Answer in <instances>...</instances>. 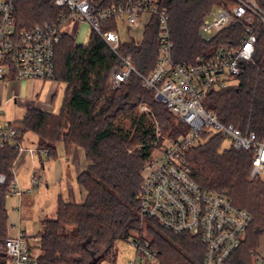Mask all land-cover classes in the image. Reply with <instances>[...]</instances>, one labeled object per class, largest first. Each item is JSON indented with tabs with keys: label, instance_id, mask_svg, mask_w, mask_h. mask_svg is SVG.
<instances>
[{
	"label": "trees",
	"instance_id": "1",
	"mask_svg": "<svg viewBox=\"0 0 264 264\" xmlns=\"http://www.w3.org/2000/svg\"><path fill=\"white\" fill-rule=\"evenodd\" d=\"M123 0H91L97 9L120 4ZM261 5L260 0H257ZM227 0H159V7L168 12V28L174 64L192 63L198 56H208L213 47L235 42L242 37L239 26L222 32L210 44L198 37L203 18ZM65 11L56 8L52 0H16L13 20L16 31L30 29L42 23H57L63 27ZM115 29L114 22L103 23L102 31ZM158 19L153 16L144 27L140 42L127 40L120 54L130 57L141 75H148L155 66L158 52ZM253 64L242 65L236 84L208 94L203 107L214 113L223 125H232L242 133L253 132L264 141V29L256 24ZM12 69V63H9ZM116 57L102 39L90 32L88 42L75 44L64 30L54 54L53 82L64 86V95L57 115L35 109L26 111L17 122V141L46 150L55 158V145L78 146L83 149L86 169L77 177V184L86 192L82 203L56 201L55 217L41 222L35 248L39 264H89L93 260L111 257L114 245L144 231L159 264H203L204 245L200 239L176 236L162 229L153 220L139 217L138 195L141 170L148 160L155 140L150 125L138 107L145 105L157 120L161 140L184 136L188 129L162 104L154 93L141 86L139 78L131 75L116 91L106 88L107 77ZM10 74H14L13 71ZM128 119L134 127L130 133L119 127ZM34 134L35 141L27 135ZM205 133L202 138L205 137ZM226 137L215 133L204 143L200 141L187 154L190 176L203 191L225 194L236 207L252 217L234 264H252L250 253L257 249L264 234V183L251 179V154L222 147ZM140 143L133 153L129 148ZM17 151L12 147L0 149V174L9 179V171ZM40 157V155H39ZM7 187L0 188V242L7 237V213L4 199ZM144 222L142 228L140 225ZM97 262V264H98ZM0 264H6L0 258Z\"/></svg>",
	"mask_w": 264,
	"mask_h": 264
},
{
	"label": "built area",
	"instance_id": "2",
	"mask_svg": "<svg viewBox=\"0 0 264 264\" xmlns=\"http://www.w3.org/2000/svg\"><path fill=\"white\" fill-rule=\"evenodd\" d=\"M15 1L0 0V82L12 71L17 80L52 81L55 49L64 26L77 20L88 24L90 32H95L117 59L107 77L106 88L116 91L135 75L144 89L154 93L156 102L188 129L184 136L173 140H161L159 130L155 131L152 144L156 148L141 170L138 195L141 221L153 220L176 236L200 239L205 249L203 264H234V256L245 239L252 217L246 210L234 206L227 195L201 190L190 176L187 154L203 134L214 131L224 135L233 150L249 152L250 178L264 180V141L253 132L242 133L232 125H223L214 113L203 107L208 94L235 85L242 65L253 64L254 29L256 24L264 29V0H260L261 5L257 0H227L214 7L200 24L199 39L210 44L222 32L236 26L240 27L242 37L219 44L208 56H198L187 64L172 62L168 12L165 7H159V0H123L103 9H97L91 0H52L56 8L68 13L66 17L61 14L63 27L45 22L20 31H16L13 20ZM153 16L158 19L157 60L152 71L144 76L135 69L130 57L120 54L123 44L120 29H126L140 42L144 27ZM111 21L115 29L102 31V24ZM140 110L150 112L146 106ZM8 146L17 154L9 179L0 174V188L7 187L6 198L20 200L24 192L18 180L20 159L39 155L50 158L46 150L38 152L33 145L19 143L17 125L0 122V149ZM28 181L31 187L26 192H32L41 179L33 174ZM38 241L37 237L28 239L17 228L14 237L7 236L0 242V258L6 264H39L32 252ZM129 241L134 256L128 264H159L149 239L135 236ZM250 258L252 264H264V238H260Z\"/></svg>",
	"mask_w": 264,
	"mask_h": 264
},
{
	"label": "rangeland",
	"instance_id": "3",
	"mask_svg": "<svg viewBox=\"0 0 264 264\" xmlns=\"http://www.w3.org/2000/svg\"><path fill=\"white\" fill-rule=\"evenodd\" d=\"M77 29V36H76V43L77 44H85L87 42L89 34H90V28L88 24L82 22V21H75V23H68V25H65L63 30L65 32H70L73 28ZM121 31V40L124 43L128 40V31L126 29H120ZM236 84V83H235ZM26 86L24 84L20 85V98L24 99V95L26 93ZM56 90V95L54 99V103L52 105V109H54V112H58L59 108L62 105L63 95H64V86L62 84H58L53 81H48V83L45 84L43 91L41 92V96L39 97L38 101L43 102L45 99L47 93L54 92ZM9 93V88H4V93L1 99L0 103V120L2 121H8V122H14L17 125V122L22 120L26 110L23 105V103L14 105L11 102L6 101ZM155 100V99H154ZM156 102V100H155ZM158 103V102H156ZM159 104V103H158ZM145 106V105H141ZM141 106L138 107V114L144 115L145 118V126L147 127L150 125L152 128V131L155 133L157 129L159 130L160 134V127L155 119L153 112L150 108V112H143L141 111ZM36 110V109H35ZM42 112V111H41ZM46 113V112H44ZM49 114V113H48ZM174 117V116H173ZM119 127H121L124 131H127L130 133V136L134 134V127L131 126V122L128 119H123L118 124ZM215 134L214 131L209 132L205 135L204 138H200V142L204 143L207 140H209L213 135ZM29 141H35L36 137L34 134H28L27 135ZM230 146V141L225 138L222 147H228ZM141 148L140 143L134 144L132 147L129 148V152L133 153L134 151H138ZM155 145L153 144V148L150 152V155L155 150ZM47 159V158H46ZM51 160V159H49ZM28 172L24 171L22 173V182H26V174ZM262 183H264V180H260ZM57 188H53L52 186L49 187L48 193L46 194L44 192L43 186H40L37 190H34L33 192H23L20 200L19 198H5L4 199V206L7 213V236L14 237L16 235L17 231V223H18V217H19V203L21 206L20 211V217L21 218V226L22 231L24 232L25 236L28 239H32L38 232L41 231V222L44 220L43 218H54L55 214L53 215V209L54 205H56L57 201ZM145 225L144 222L141 223V227L143 228ZM134 236H142L145 238H149L147 233L143 230H141L140 233L135 234ZM260 238H264V234L261 235ZM260 243V239H259ZM258 243V244H259ZM33 255L37 257L38 250L37 248L32 249ZM114 254H115V260L114 262H111V257L105 258L103 261H99L98 264H128V262L133 258L134 251L132 247L130 246V241H118L114 245Z\"/></svg>",
	"mask_w": 264,
	"mask_h": 264
},
{
	"label": "crops",
	"instance_id": "4",
	"mask_svg": "<svg viewBox=\"0 0 264 264\" xmlns=\"http://www.w3.org/2000/svg\"><path fill=\"white\" fill-rule=\"evenodd\" d=\"M66 25H68V23ZM76 32H77L76 27L75 29L73 28L70 32H68V34L74 39L75 44H77ZM135 35L139 36L140 34H138V32H135ZM128 36L130 37L128 38L129 40L135 41L130 34H128ZM87 42H85V44ZM46 83H48V81L17 80L14 74H8L6 75L4 81L0 82V103L4 93V88L8 87L9 93L6 101L11 103L13 102L12 104L14 105L23 103L26 111L29 109H36L49 114L57 115L61 107L56 113L54 112V109H52V105L54 103V99L56 95V90L54 92L47 93L43 102L38 101ZM22 84H24L27 88L26 93L23 94L25 97L24 99L20 98V93H19L20 85ZM0 122L16 124L14 122H8L2 120H0ZM86 166H87V161L85 158V153L82 148L78 146L67 147L63 143H57L55 145L54 159L49 160L46 159L44 156L29 159L27 156H23L17 165L18 180L22 189L26 192V190L31 187L28 179L30 175L34 174L40 177L41 182L38 184L37 187H35L32 190V192L34 190H37L40 186H43L44 192L47 194L49 187L52 186L53 188L58 189L56 191V193L58 194L57 199L60 197L66 202L79 204L84 201L86 197V192L77 184V177L81 172H83L86 169ZM24 171L28 172L26 174V182L21 181L22 173ZM10 198H15V197H10ZM55 208L56 205H54L53 215L55 214ZM20 211L21 209H19V217H20ZM19 217H18L17 228H19L22 231V226L20 221L21 218L19 219ZM43 219H47V218H43ZM36 235L32 238H35Z\"/></svg>",
	"mask_w": 264,
	"mask_h": 264
},
{
	"label": "water",
	"instance_id": "5",
	"mask_svg": "<svg viewBox=\"0 0 264 264\" xmlns=\"http://www.w3.org/2000/svg\"><path fill=\"white\" fill-rule=\"evenodd\" d=\"M97 262H98V259H95V260H93L91 263H89V264H97Z\"/></svg>",
	"mask_w": 264,
	"mask_h": 264
}]
</instances>
